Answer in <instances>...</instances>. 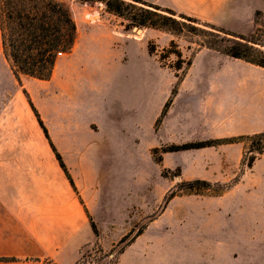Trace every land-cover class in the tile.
I'll return each mask as SVG.
<instances>
[{
  "label": "crops",
  "instance_id": "0c3cea01",
  "mask_svg": "<svg viewBox=\"0 0 264 264\" xmlns=\"http://www.w3.org/2000/svg\"><path fill=\"white\" fill-rule=\"evenodd\" d=\"M145 1L216 24L224 23L244 6L256 2ZM77 8L78 15L73 18L76 24L73 47L63 58L57 57L48 80L29 77L33 81H27L24 75L17 80L10 67L5 70L0 35V264H43L46 259L55 264H76L81 250L95 241L88 215L100 230V209L111 214L110 204L101 201L102 195L109 191L117 177L125 180L130 173L132 148L137 137L128 119L132 106L116 102L114 95L110 102V86L115 84L119 65L106 69L85 65L80 63L77 53L82 47L81 40L93 33L94 28L101 29L104 37L120 40L127 46L142 40L119 33L110 19L94 10L95 6L85 3ZM95 15L99 17L88 22L87 18ZM119 55L126 56V53ZM119 55V61L126 62L127 56L122 61ZM197 57L179 84L159 131L169 124L175 126L174 129L197 124L207 130V136L189 137L194 141L263 132L264 72L253 73L249 66L224 62L209 71L206 64L203 71L193 74L190 69ZM58 60L59 70L55 75ZM54 77L58 79V90L55 82L52 83ZM139 85L146 87L147 83ZM169 93L170 87L153 119ZM98 96L102 99L97 100ZM139 97L140 102L144 98L146 101V92L141 91ZM28 98L55 150L44 135ZM186 112L189 114L186 121L175 119L177 113ZM227 145L233 147L236 159L241 161V142L218 146ZM55 151L61 156L75 188L61 168ZM248 170L253 187L264 199V153Z\"/></svg>",
  "mask_w": 264,
  "mask_h": 264
},
{
  "label": "rangeland",
  "instance_id": "374dc122",
  "mask_svg": "<svg viewBox=\"0 0 264 264\" xmlns=\"http://www.w3.org/2000/svg\"><path fill=\"white\" fill-rule=\"evenodd\" d=\"M63 1L69 6L73 18L78 15L77 7L85 4L77 0ZM255 1L251 6H244L236 16L226 18L224 23L211 24L246 38L255 34L259 43L255 46L264 50V0ZM101 4L94 2L89 5L110 19L119 33L142 41L127 46L120 40H114L117 44L104 37L101 29L94 28L93 33L81 40L82 47L77 54L80 63L85 65L105 69L119 65L115 84L110 86V102L114 95L116 102L131 104L132 112L128 119L132 133L138 138H135L132 148L129 176L125 180L117 177L110 186L111 190L102 195L101 201L105 205L110 204L111 214L107 215V210L100 209L101 229H98L97 243L93 241L81 250L78 264H100L101 260H116V264H264V199L253 187L247 168L243 172L246 173L244 177L241 175L233 187L221 193H216L214 186L198 192L177 190L179 182L193 179L210 183L231 182L239 174L240 160L236 159L230 145L161 152L162 147L170 144L194 141L189 137L201 139L207 136V130L197 124L176 129L169 124L160 132L162 122L157 130L154 129L161 109L153 119L154 114L175 78L171 70L160 66L157 56L148 53L147 45L154 41L161 50L168 46L170 39H175L183 57H191L192 64L199 55L190 69L193 74L203 71L206 64L209 71V68L216 69L224 62L249 66L253 73L264 70L205 47V41L211 37L207 31H213L206 26L207 22H188L195 28L194 33L182 32L176 36L137 26L124 31L121 19L105 13L106 9ZM256 10L261 13L255 15ZM98 17L95 15L87 20L91 22ZM220 35L234 37L224 33ZM121 53L127 56L124 63L118 59ZM64 56L60 55L59 59ZM119 56H122V61L126 59L124 55ZM174 58L170 55L166 62ZM3 66L5 70L9 68L5 58ZM58 70L59 60L55 75ZM24 80L33 81L29 77H24ZM103 80L101 74L100 83ZM54 82L58 90L55 77ZM141 82L147 83L146 87H140ZM141 91L146 92V101L144 98L140 102ZM98 99L102 98L98 96ZM188 116L187 112L183 115L177 113L175 119L186 121ZM241 145L243 154L247 151L246 156H249L250 141L241 142ZM153 148H158L154 154ZM153 156L161 157V162H155ZM173 191L176 194L170 198ZM138 230L141 233L121 253H117L121 247L117 245L119 239L129 231L134 235ZM106 252L112 253L108 258H102Z\"/></svg>",
  "mask_w": 264,
  "mask_h": 264
},
{
  "label": "trees",
  "instance_id": "16d2710c",
  "mask_svg": "<svg viewBox=\"0 0 264 264\" xmlns=\"http://www.w3.org/2000/svg\"><path fill=\"white\" fill-rule=\"evenodd\" d=\"M77 1L87 4L102 2L108 13L121 19L120 24L123 26L124 31H128L132 27L137 26L170 32L172 35L176 36L182 32L192 33L195 30L188 22H200V20L195 17L179 13L171 8L162 7L145 0ZM260 13V10L255 11V15ZM206 26L213 31H207L211 37L205 41V47L228 57L264 68V50L255 46V44H259L255 34L246 38L243 35H234L229 31H224L215 24L209 22L206 23ZM221 33L234 37L221 36ZM0 35L3 56L17 80H20V75L39 80H48L51 77L57 57L71 51L76 36V24L69 6L63 0H0ZM147 51L150 55L157 56L160 66L171 70L175 78L170 93L155 120L154 129L157 130L177 94L179 84L183 80L186 71L192 65V58L183 57L182 51L179 49L175 39H170L168 46L161 50L157 48V44H155L154 41H151L147 45ZM170 55H174L175 58L167 63L166 60ZM28 102L44 135L49 140L53 150H55L50 141L47 129L29 98ZM263 138L264 131L252 135L210 138L181 144H170L166 147H162L161 152L199 149L221 144L244 142L246 140L250 141L251 146L248 149L250 155L246 156L247 151L243 154L240 161L239 174L231 182L210 183L202 179H193L181 181L176 187L178 191L198 192L201 189L208 190L210 187L214 186L216 187L215 192L221 193L233 187L238 182L245 168H250L253 161L264 153ZM157 150L158 148H153L152 153H156ZM55 155L61 168L66 173L69 182L73 188H75L61 156L56 151ZM153 160L159 163L161 162V157L153 156ZM177 171L178 174H180L179 168H177ZM175 194V191H173L170 198ZM88 217L91 228L95 234L96 242V239L99 237L98 228L92 217L90 215H88ZM140 233L141 230H138V232L132 235L131 231H129L123 235L117 242V245L121 246L117 253H121L124 247L129 245ZM111 253L112 252L104 253L102 258H108ZM81 257L82 252L80 259ZM78 262L76 264H78ZM43 264L55 263L46 259L43 261ZM100 264H116V260H112V262L101 260Z\"/></svg>",
  "mask_w": 264,
  "mask_h": 264
},
{
  "label": "water",
  "instance_id": "95a60500",
  "mask_svg": "<svg viewBox=\"0 0 264 264\" xmlns=\"http://www.w3.org/2000/svg\"><path fill=\"white\" fill-rule=\"evenodd\" d=\"M134 30L136 31V29L134 28Z\"/></svg>",
  "mask_w": 264,
  "mask_h": 264
}]
</instances>
